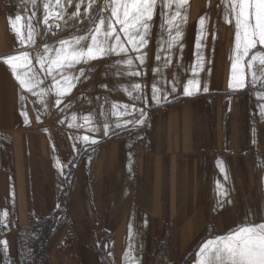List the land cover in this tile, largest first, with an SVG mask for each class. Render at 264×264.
Instances as JSON below:
<instances>
[{"label": "crops", "instance_id": "crops-1", "mask_svg": "<svg viewBox=\"0 0 264 264\" xmlns=\"http://www.w3.org/2000/svg\"><path fill=\"white\" fill-rule=\"evenodd\" d=\"M225 2L191 3L181 25L182 50L169 54L167 68L163 64L169 55L148 60L143 84L147 123L119 135L94 137L96 144L85 145L75 139L84 136L79 122L51 120L3 63V57L17 53V40L8 23L10 9L0 0V213L8 212V228H0V241L7 240V253L0 244V264H22L24 232L60 207L71 223L72 243L61 251L54 235L45 257L35 264H105L107 246L100 248L99 242L109 236L107 252L122 251L115 241L129 237L130 225L133 236L167 238V262H182L207 240L247 220L261 222L264 120L259 105L264 100L255 93L264 89L249 85L229 92L234 22L225 21ZM198 53L204 70L196 76L201 89L207 85L209 91L184 97L183 85L194 75ZM154 80L169 91L173 84L177 87L159 106L151 100ZM20 95L26 97L23 102ZM106 259L114 264L110 256Z\"/></svg>", "mask_w": 264, "mask_h": 264}, {"label": "snow or ice", "instance_id": "snow-or-ice-1", "mask_svg": "<svg viewBox=\"0 0 264 264\" xmlns=\"http://www.w3.org/2000/svg\"><path fill=\"white\" fill-rule=\"evenodd\" d=\"M72 3L73 0H23L25 6L31 5L33 9L31 16L16 14L14 17H8L10 30L22 49L36 45L37 36L40 35L32 19L36 15L35 9L38 5L42 6V24L47 32H50L53 26L57 29L61 27L59 23H55L56 21H63L65 26H69L70 20L87 23L86 29H76V33L82 32V34L74 33L68 38L60 39L57 45L51 47L44 44L42 50L37 51L36 62L41 71H44L53 81L49 89L41 88L39 92L36 91L43 81L33 71V58L29 51L20 50L14 55L2 58L3 63L9 67L18 81L21 90H27L40 97H45L48 92L54 91L56 106L62 103V99L76 87L77 83L82 79H89L88 73L95 70L89 67L86 71L84 67H80L77 72L78 65H90L93 61L115 56L119 59L111 67L123 65L129 70L126 73L128 76H141V71L134 70L137 67L135 61H139L140 66L146 62L147 52L143 50L149 43L158 0H103L102 5H98V0H87L83 12H81V5L85 4V0H79L75 4L76 11L69 14L67 6H71ZM159 3L168 10L161 13L160 27L167 29L168 38L162 43L166 45L165 50L170 52L181 42V25L187 21L188 0H159ZM224 12L225 21L230 24L234 22V49L230 57L229 92L243 90L249 85L264 89V0H226ZM66 16L67 19H65ZM198 23L200 34L196 38L195 46L199 50L203 45L205 17H200ZM117 26H119V31ZM180 46L182 50V44ZM130 51L136 53L135 57L129 54ZM155 59L159 61L161 56L156 55ZM170 63L171 56L169 55L164 58L163 68H167ZM198 70H204V57L199 53L196 65L191 69L194 75L183 85L184 97L197 95L201 90L204 93L209 91L207 85L201 89L200 80L196 76ZM161 71V68L153 69V72L157 74ZM124 74L120 72V75ZM144 87L140 83H134L123 90L132 100L144 102L146 99ZM176 92L175 84L170 91L159 87L155 80L151 84V100L157 106L168 102L169 95ZM255 95L258 100H264V91H259ZM19 99L23 102L26 97L20 95ZM41 103H44L43 99ZM104 103H109L107 97ZM137 111L139 118L122 119ZM21 114L25 117V123H29L27 113L22 112ZM259 115L264 120V104L259 105ZM100 116L103 117L101 124L96 123L95 113L83 116L85 123L79 127H87L92 133L102 131L103 136L119 135L121 131L130 132L145 125L148 119V113L144 108L137 109L133 104L130 111L128 104L117 102L111 103L109 111H105L101 106ZM109 117L116 118L115 122H111ZM75 119L73 115V120ZM75 139H82L85 145H94L98 142L89 135ZM57 167H60L59 161H57ZM217 167L222 173L225 172L222 160H217ZM225 179H227V174H225ZM217 187L222 195L227 196L223 185L218 184ZM7 217L6 210L0 213V228H8ZM131 238L130 225L129 244L122 256L123 264H141L142 257L134 255L135 249ZM0 244L4 246V251L7 253V240L0 241ZM195 264H264V218L261 222L247 220L227 234L204 242L195 254Z\"/></svg>", "mask_w": 264, "mask_h": 264}, {"label": "rangeland", "instance_id": "rangeland-1", "mask_svg": "<svg viewBox=\"0 0 264 264\" xmlns=\"http://www.w3.org/2000/svg\"><path fill=\"white\" fill-rule=\"evenodd\" d=\"M7 6L10 9L11 16H15L16 14H21L22 16H31L32 7L31 5L25 6L23 4V0H4ZM79 0H73L71 6H67V11L70 14L71 12L76 11L75 4L78 3ZM193 4H200L201 0H188V6ZM87 4V0H85V4L81 5V12H83L84 7ZM103 0H98V5H102ZM95 10V6H94ZM36 15L33 17V24L40 32V35L37 36V43L36 45L30 48H21L18 41H17V52L20 50H27L30 52L33 58V71L37 73L39 78L43 81L40 85V88H37L36 91L39 92L41 88L49 89L50 86L53 85V81L51 80L50 76H47L44 71H41L39 64L36 62V53L37 51L42 50L44 44H48L50 47L57 45L60 39L68 38L70 35L76 33V29H86L87 23H80L76 20H70L69 26H65L63 21H56L59 23L61 27L59 29H54L56 33H45V26L42 24L43 19V9L42 6L38 5L35 9ZM168 11L164 9L158 0V5L156 9V13L154 14L153 21H152V30L149 37V43L146 49L143 51L147 52V59L143 66L139 65V61H135L136 69L141 71V76L138 77H130L126 73L129 71L126 66L121 65L120 67H111L114 62L119 59V57H108L101 60H96L91 62L90 65H78L77 72L80 67H84L85 70L89 67L94 68L95 70L88 73L89 79L84 80L82 79L79 83L76 84L71 92L62 99V103L59 106H56L55 100L56 96L54 91L48 92L45 97H40L38 95H33V97L37 100L38 105L43 109L46 110V115L51 118V120L60 121L61 123L66 122H79L80 125H84L83 116L90 115L95 113V121L98 124L103 122V117L100 116L101 106L105 111L110 110V105L112 102H117L120 104H128L129 109L131 111V106L135 104L137 109L144 108L145 111L147 110L145 101L139 102L134 101L130 97L127 96L126 92L123 90L126 87H129L131 84L140 83L144 84L146 81V72H147V64L148 60L150 59V63L152 62L151 59L155 58L156 55H169L174 52H179L181 46L176 45L174 46L170 52L166 51V45L162 43L163 37H167V29H161L160 24L162 20L161 13ZM188 11V10H187ZM67 19V16L65 17ZM27 23V20H25ZM53 30V31H54ZM117 30L119 31V26H117ZM26 32V30H25ZM45 34V35H44ZM51 34V35H50ZM76 34H82L76 33ZM174 35V34H173ZM51 36V37H50ZM13 37L16 39L15 35ZM123 39V36H122ZM17 40V39H16ZM129 49L131 46H128ZM183 48V47H182ZM131 56L135 57L136 53L130 51L129 53ZM120 72H124V75H120ZM106 85L107 87H103ZM135 95V94H134ZM107 97L109 103L105 104V98ZM43 99L44 103H41ZM67 105V107L65 106ZM73 115H75L76 119L73 120ZM67 117V118H66ZM139 118V112L131 113L123 117L122 119H134ZM111 122H115L114 117H109ZM84 135H89L90 137H99L102 134L101 132L92 133L88 131L87 127H80ZM85 131V132H84ZM107 136H102V138H106ZM56 224L54 225L55 231V239L58 238V249L63 251L66 250L67 246L72 243V227L71 223L69 222L68 215L66 210L63 207L59 208V213L55 217ZM137 223V222H136ZM140 226L139 224H136ZM141 233V232H140ZM101 242H99L100 248L103 246H107L106 249L104 247L105 252H103L104 258L106 256H110L111 262L114 264H123L122 256L124 254L123 250H127L129 244V237L126 235L116 238V244L122 246V251H117L116 253H112L109 255V244L112 241V238L109 236H103ZM134 237V238H133ZM167 238L165 237H154V236H133L131 238V243L134 246V255L137 257H142L141 264H161L159 254L164 250V246L166 244ZM98 245V243H97ZM196 252V249L193 250ZM192 251V252H193ZM164 253V251H163ZM190 254V253H189ZM188 256V255H187ZM186 256V257H187ZM195 257V253H194ZM107 260V259H106ZM185 260V259H184ZM183 260V261H184ZM194 260V258H193ZM192 260V261H193ZM182 261V262H183ZM191 261V262H192ZM110 262V261H109ZM182 262H170L172 264H182ZM191 262L189 264H191Z\"/></svg>", "mask_w": 264, "mask_h": 264}, {"label": "trees", "instance_id": "trees-1", "mask_svg": "<svg viewBox=\"0 0 264 264\" xmlns=\"http://www.w3.org/2000/svg\"><path fill=\"white\" fill-rule=\"evenodd\" d=\"M58 213L59 211H56L52 217H48L30 225L27 228L28 231L24 232L22 243L25 245L26 251L22 258V264H35L37 261L42 260L45 257L46 248L55 235V217ZM194 253L195 251L188 254L182 264H189L194 258ZM159 258L161 264H172L167 262L165 253L163 252H160ZM103 263L106 264L104 255Z\"/></svg>", "mask_w": 264, "mask_h": 264}, {"label": "bare ground", "instance_id": "bare-ground-1", "mask_svg": "<svg viewBox=\"0 0 264 264\" xmlns=\"http://www.w3.org/2000/svg\"><path fill=\"white\" fill-rule=\"evenodd\" d=\"M50 23H52V21H50ZM55 23H56V22H55ZM54 29H57V28H56L55 26H53L50 32H51V33H56ZM53 30H54V31H53ZM46 32H47V31H46V29H45V33H46ZM50 32H49V33H50ZM47 33H48V32H47ZM44 35H45V34H44ZM50 35H51V34H50ZM50 37H51V36H50ZM231 55H232V54H231ZM84 132H85V131H84ZM134 236L136 237V235H134ZM133 238H134V237H133Z\"/></svg>", "mask_w": 264, "mask_h": 264}]
</instances>
